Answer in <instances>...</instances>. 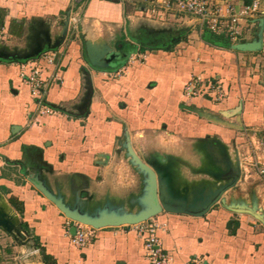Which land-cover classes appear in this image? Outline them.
Returning <instances> with one entry per match:
<instances>
[{
    "label": "crops",
    "instance_id": "crops-1",
    "mask_svg": "<svg viewBox=\"0 0 264 264\" xmlns=\"http://www.w3.org/2000/svg\"><path fill=\"white\" fill-rule=\"evenodd\" d=\"M105 2L104 10L96 9ZM78 6L75 0H0V37L21 46L5 55L31 56L65 41L57 66L61 82L45 94L53 114L39 113L21 79V61L0 59V205L21 226V235L39 238L32 264H45L39 246L57 264H150L135 224L100 228L89 246L75 247L67 233L72 220L43 188L71 211L98 218L148 206V174L132 152L155 170L172 197L187 203L207 194L205 176L210 185L227 178L217 171L227 167L229 147L242 160L243 148L253 143L252 166L258 159L264 163V32L261 49L238 50L232 45L257 38V25L245 27L236 42L209 44L190 21L169 49L154 46L173 37L162 33L156 44L136 48L139 60L130 63L131 52L101 69L84 55L83 30L68 25L64 32ZM90 7L86 16L104 25L138 22L120 0ZM141 22L139 30L169 29ZM193 75L221 80L226 97H186L184 85ZM150 220L159 224L169 264H190L196 255L205 264H264V222L248 213L213 206L202 217L163 211ZM21 235L0 227V264H19L18 252L29 244L18 242Z\"/></svg>",
    "mask_w": 264,
    "mask_h": 264
},
{
    "label": "built area",
    "instance_id": "built-area-1",
    "mask_svg": "<svg viewBox=\"0 0 264 264\" xmlns=\"http://www.w3.org/2000/svg\"><path fill=\"white\" fill-rule=\"evenodd\" d=\"M78 2V0H75ZM132 8V14L147 22L166 24H189L195 22L198 32L202 37L205 32L236 42L246 33L245 27L259 24L261 18V0H252L248 4L237 5L234 0H126ZM69 27L76 32L74 27L75 17H69ZM62 46L43 51L38 57L17 62L20 76L24 84L29 87L31 96L39 106V113L53 114V107L45 102V94L52 83L61 82L58 75V60L64 49ZM140 53H131L129 61L135 62L141 58ZM184 95L190 99L198 96H208L215 102L222 101L227 93L221 80L217 78H203L193 75L184 85ZM258 173L264 175V163L259 159L253 161ZM76 226V233L69 234L71 243L80 249L89 246L94 240L98 229L87 224L72 221L70 227ZM139 238L143 240L146 257L150 264H169L171 257L162 249L157 235L159 224L155 220L135 224ZM190 264H205L204 257L196 255L191 258Z\"/></svg>",
    "mask_w": 264,
    "mask_h": 264
},
{
    "label": "rangeland",
    "instance_id": "rangeland-1",
    "mask_svg": "<svg viewBox=\"0 0 264 264\" xmlns=\"http://www.w3.org/2000/svg\"><path fill=\"white\" fill-rule=\"evenodd\" d=\"M93 0H78L79 6L77 7L75 11V30H83L80 33L82 39H83V44H84V55L86 56L87 48H86V42H93V45H95L96 48V53L100 55H105V52L107 50L110 51H117V52H127L130 54L131 52H134L138 46H142L139 42L135 41L134 38L140 37L142 34H156V33H168V34H173V36L177 35V32H180L183 30L184 25L188 24H166L163 25L164 27H168L169 29L166 30H152V29H142L140 27V30L138 29L139 26H136V24L142 23L141 19H135L136 24H133L132 22L128 21L125 23L123 22L124 25H104L102 22H100L98 19L92 20L89 19L88 16V8H91V4H95L97 2L98 4L100 3V0H95L92 3H90ZM123 5V10L127 14L128 11L132 12L131 6L128 4L126 0H120ZM115 2V1H114ZM117 1L115 2L114 5H119ZM101 5V6H100ZM96 9L104 10L103 7L106 6V2L100 4ZM94 5L93 7H95ZM103 6V7H102ZM106 8V7H104ZM117 9H120V6ZM98 11V12H99ZM88 12V13H87ZM87 15V16H86ZM101 24H100V23ZM132 23V24H131ZM126 30V32H124ZM175 30V31H174ZM142 31V32H141ZM165 31H170V32H165ZM146 32V33H145ZM258 32V27H256V33ZM187 34V33H186ZM3 36V35H2ZM257 36V35H256ZM188 35L183 37L184 40H187ZM127 39V40H124ZM130 41V42H129ZM218 41L222 42H227L226 39L224 38H219ZM88 42V43H89ZM19 42L15 40L12 37H0V50L3 53H13V52H18L17 49L21 46H18ZM149 45V44H148ZM17 48V49H16ZM90 49V48H89ZM24 50H21L22 52ZM248 145H245L243 148V152H245L244 155H242V160H238L236 155H234V150L233 148L229 147L230 150H228V156H227V167L222 164L221 169L217 171V175L221 174L224 176L227 174V180L223 179L221 183L218 181L216 182L217 179L213 180V184L211 182H208L209 180L206 181V176H205V183H204V188L205 192L210 191L211 189L215 191L218 187H221L223 184L232 181L234 177L237 175L239 172V179L236 183L235 186L231 187L228 189L219 202L215 204L214 206H223V207H234V208H249L253 212L258 213L261 215V217L264 218V176L258 173V171L252 166L251 162L253 159V148L254 144L252 143L251 145L247 142ZM253 145V146H252ZM257 150H259L257 148ZM240 162V165H239ZM215 174V173H214ZM213 173H208V175L215 176ZM215 181V183H214ZM199 189V186H196ZM251 215V214H250ZM253 216V215H252ZM26 235L28 234H22L21 237L18 238V242L20 244H23L22 242H29L26 246L23 247V251L18 252L20 257L19 264L20 262L24 261L25 264H32V261L37 262V252L36 248L37 245L36 241L34 240L33 237H27ZM22 246V245H21ZM35 257H34V256ZM34 257V258H33Z\"/></svg>",
    "mask_w": 264,
    "mask_h": 264
},
{
    "label": "water",
    "instance_id": "water-1",
    "mask_svg": "<svg viewBox=\"0 0 264 264\" xmlns=\"http://www.w3.org/2000/svg\"><path fill=\"white\" fill-rule=\"evenodd\" d=\"M68 24L69 22L67 21L64 28V32L67 30ZM263 32H264V18H259L257 38L250 42H240L233 44L232 48L238 50H245V51L261 49ZM181 37L182 34L179 33L171 37L170 39H167L154 46L161 47L163 49H169L175 42L179 41ZM88 42L85 43L87 48L86 58L93 66L97 68H101V69L111 68L116 64L117 59L119 57H123V56L125 57L128 55L127 52L119 53L117 51H110V50H107L105 52V55H100L96 53V48H92ZM42 52L43 51H37L35 54L31 56L29 55L23 57V56H19V54H15L11 56L7 54L5 55V53L0 51V59L27 60L38 57ZM132 154L139 168H141L148 174V187H147L148 206L145 209L140 210L136 213H125L122 215H103L102 217L92 218L87 215L77 214L71 211L65 206V204L61 200L56 199L55 197L50 195L44 188L43 191L52 201H54V203L59 207V209L65 214L66 217H68L72 221L91 225L97 229H100L108 226L138 224L156 216L157 214L163 211L169 213L188 214L192 216L202 217L206 215L217 202H219L223 194L228 189L236 185L239 179V172H238L237 175L234 177V179H232V181L223 184L221 187H218L215 191L211 189L210 191L207 192V194H203V195L198 194L195 197L193 195L192 197L193 199H191V202L187 203L185 200H179L177 198L172 197L167 191L168 190L167 186L158 182L157 173L155 172V170L146 163H144L137 155H135V153L132 152ZM225 180H227V178ZM228 209L239 213L251 214L264 222V218L261 217V215H259L256 212H253L249 208L228 207ZM0 227L4 228L7 232L17 233L18 235H21V226L17 225L13 217L1 205H0ZM70 233L72 235L76 233L75 225L71 226Z\"/></svg>",
    "mask_w": 264,
    "mask_h": 264
},
{
    "label": "trees",
    "instance_id": "trees-1",
    "mask_svg": "<svg viewBox=\"0 0 264 264\" xmlns=\"http://www.w3.org/2000/svg\"><path fill=\"white\" fill-rule=\"evenodd\" d=\"M247 2H249V0H247ZM142 32V31H141ZM146 33V32H145ZM162 33H156V34H142L140 37H136L134 38L135 41L139 42L140 44H149L154 40H158L159 38H161ZM202 38L209 44H216L219 43L220 41L219 38H221L220 36L211 34L210 32H205L202 36ZM20 61H25V59H22ZM24 228H28V226L25 224ZM36 242H39V238L36 239ZM39 251L42 255V259L43 262L45 264H57L56 260L54 259L53 256L49 255L46 251V248L43 246H39Z\"/></svg>",
    "mask_w": 264,
    "mask_h": 264
},
{
    "label": "flooded vegetation",
    "instance_id": "flooded-vegetation-1",
    "mask_svg": "<svg viewBox=\"0 0 264 264\" xmlns=\"http://www.w3.org/2000/svg\"><path fill=\"white\" fill-rule=\"evenodd\" d=\"M156 41H157V40H154V41H152L151 43H152V44H156V43H155Z\"/></svg>",
    "mask_w": 264,
    "mask_h": 264
}]
</instances>
